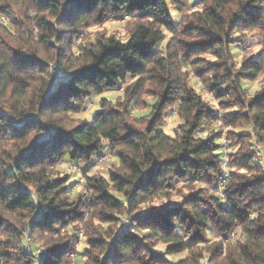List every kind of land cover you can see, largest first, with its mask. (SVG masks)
I'll list each match as a JSON object with an SVG mask.
<instances>
[{"label":"trees","instance_id":"1","mask_svg":"<svg viewBox=\"0 0 264 264\" xmlns=\"http://www.w3.org/2000/svg\"><path fill=\"white\" fill-rule=\"evenodd\" d=\"M186 2L187 0H173L176 5L175 11L184 13L181 20L188 18L187 22L183 23L182 28L180 21L173 19L172 10L169 9L166 0H63V3L61 0H18L20 4V8L17 9L18 12L24 13L27 8H34L37 12L45 13V15H41L37 19L36 16L24 14L23 19H21L20 15H9L8 11L3 13V15L8 16V24H0V49L5 50L8 58L4 65H0V119L4 121V135L0 139L7 142L0 143V155L6 157L3 160L4 163H7V158L11 159L12 163L5 169L4 175L6 179L12 180L14 183L3 185V191L7 194L3 199L8 202L5 209L0 211V230H11L13 234L20 233L17 224L9 216L4 215L3 211L14 213L17 219L27 224L28 233L35 238L31 247L24 246L22 258L29 261L34 260L35 264H59L61 259L68 257L69 264H79L78 260H73L71 257L73 253L78 251L73 249L69 241L51 243L45 247L44 244H47L48 241H42L39 233L48 232L59 225V230L54 233V240L69 233L76 236L77 233L73 230L74 226L83 217V213L79 209L92 205L80 199V193L76 192L79 180L71 183L69 173L57 174L52 180L45 181L43 184H40L39 179H37L36 191L40 195L36 200H33L30 195L33 189L20 175L21 168L44 166L60 169L63 163L75 166L74 162L82 154L83 148L95 152L93 144H74L72 134H81V139H87L91 135L89 125L92 121L88 122L85 119L75 118L74 115L81 113L82 110L79 107L73 108L69 102L70 99L78 97L82 100L89 95L86 87L93 86L97 87L99 94L112 90L121 92L122 85L119 82L125 79L127 72H137L145 58L155 59L160 51L173 47L174 42L183 46L185 59L194 58L191 64H186L182 69L185 75L194 76L195 73L191 72L190 69L196 64L205 66L202 69H197V73H213L207 89L203 88L201 83L196 82L197 86L191 85L189 88L191 94L184 98L187 105L191 106L194 102H199L202 105L196 113L198 119L209 117L214 121L227 122L231 125L230 127L238 128L237 131H229L227 138L234 137L239 147H236L234 152L230 150L227 154L235 164L240 166L241 170L233 171L230 175L245 177L248 171L257 166L258 162L254 161L256 153L254 148L248 152H241V147L251 140L252 133L244 129L240 122L251 120L253 130L257 134L264 132V78H261V69L264 67V47H260L257 53H253L249 57H245L243 54L240 64L235 59L232 47L238 45L240 49H244L250 44L249 38L239 34L240 28L241 26L244 28L257 26L261 21H264V6L250 0L247 5H244L241 13L233 14L232 21L228 22L227 31H224L225 17L217 11V8H223L227 0H215L216 7H208L203 10L200 6L205 3V0H191L190 8H186ZM0 8L10 9L11 6L0 5ZM121 9L135 10L137 16L134 19H153L160 23L162 28L153 32L150 27L140 25L137 31L131 35L128 29L126 39L120 37L118 39L116 34L106 37L105 34H99L97 36L101 39L96 40L92 46H101L104 50L96 58L95 64L83 65V70L81 68L74 69L76 73L74 75H66L64 71L55 72L54 78L48 75V68L54 67L48 59L44 58L49 51L56 50L57 61L64 59L67 48L76 40H80L83 37L81 35L86 30L95 26H106L109 21L126 20V18H117V16L112 15ZM93 14L95 19H92ZM109 16H112L111 20L108 19ZM81 19H84V27L77 28L76 25ZM31 20H36V30L26 29V31L35 43L29 45L27 41L19 38L18 34H20V29L25 25V22ZM58 25L61 27H57ZM177 29H180L181 37L187 38L177 40ZM5 31L8 32L7 36L4 34ZM221 32L223 35L220 34ZM256 37L260 41L261 37ZM90 44L81 45V48L84 50V55L95 56ZM157 44L159 49L155 47ZM37 45L40 47L37 48ZM118 45L119 47H117ZM129 46L131 47L129 48ZM124 49L132 52L135 58H127V62L120 66L115 63V58L123 55ZM76 51L77 49H73V56H75ZM170 55L169 57L159 56L160 62L170 58ZM225 55L232 63H229L228 59H224ZM236 64L239 65V70L234 72L233 68ZM37 73H43V78L35 79ZM20 74L27 75L29 79H21ZM161 80L167 85L165 94L151 104V107L157 109V113L160 106L171 102L172 96L177 90L175 85L169 83L166 77L161 78ZM245 81H259L260 88L250 94L243 85ZM135 83L139 85L140 81L137 80ZM33 88L39 90L38 95H33ZM133 91L135 92L136 89L133 88ZM234 93H243L251 98L248 100V111H241L239 95L235 102L222 99ZM204 96L219 101L220 107L224 111L219 112V109L211 104V100H204ZM6 97L7 99H5ZM89 98L91 99V97ZM196 98L199 100L197 101ZM8 100H11L12 103L9 104ZM114 101L117 105L124 102L120 97L114 100L104 98L100 101L99 108L93 116L98 124L113 119L119 112V107H113L106 111V106L113 104ZM144 104L149 105L150 101L145 100ZM33 107L36 108V111L28 110ZM52 107H57L60 111L68 113L64 123L75 124L76 126L70 129L64 128L61 131H58L55 126L46 129L41 127L44 122L38 121L35 117L42 108L51 109ZM9 108L21 111L19 118L12 116ZM228 109L232 110L226 111ZM149 115H153V119L149 121V127H151L156 122L157 116L152 113ZM144 119H146L145 115L137 117V120L142 121ZM178 128H183V125H178ZM192 131V128L187 130L183 139L185 145L190 143ZM108 135L112 142L126 143L130 147H136L137 130L134 128H131L124 138L118 137L115 131ZM164 135L167 136L166 133ZM38 137L44 138L38 139ZM167 138L173 139V137ZM157 139H162V137H157ZM222 139L224 137L220 129L210 135L202 136L201 143L196 148L189 149L186 147L179 160L173 158L172 161L165 163L163 160L155 161L154 167L141 181L142 188L150 189V198L143 201L144 207L134 211L137 219L131 222L132 226L125 227L126 220L121 223L122 217L119 213L107 214L112 218L97 225V227L103 228L105 235L95 238L89 237L87 241L89 246L91 248H104L106 245L112 244L111 259H119L121 251L127 248L128 254L133 260L141 253L147 252L153 264H165V262L166 264H184L187 257L176 259L171 257H176L191 247L207 246L211 241L205 235L206 232H212L215 229L222 233L220 239L230 236L235 228L232 223L233 219L240 224L247 220L246 206L240 207L241 203L248 194L255 193L261 185H264V177H257L251 182L240 184L235 190L228 193L229 199L225 202H219L218 196L210 197V199L217 201L215 209L211 205L203 203L202 197L197 198L195 193L187 189H169L173 197L170 199L169 193H165L162 197L159 189L152 187L158 184L157 178L164 171L162 167L175 168L176 172L181 175L183 174L181 165L198 169L199 171L193 176L192 183L198 182L199 177L207 176V169L215 168L216 160L202 164L193 159V155L211 152L214 157L223 156L225 144L220 142ZM66 145H72L73 151H62ZM14 152L15 155H13ZM65 157L67 158L66 162H64ZM99 159L89 168V174L86 175L81 172V175H85L86 180L98 178L100 181H104L106 177L114 181L118 180V174H113L112 168L123 163L124 156L117 153L116 157L107 164L105 174L93 170L97 167ZM93 187H98V185L94 184ZM196 191L203 192L205 190L198 188ZM224 191L228 192V189ZM53 193L56 195H52ZM182 193L188 199V203L199 205L204 209L202 213H199L204 216V219L198 220L180 207L185 203V199L177 200L174 197L181 196ZM62 194L75 195V199L66 201L67 206L65 208L57 209L52 201L56 199V196ZM102 194L105 196V202L112 204L113 207H117L119 204H123L125 200L130 199L128 193L121 190L108 191L105 189ZM8 195L12 196L11 200H8ZM48 196H51L52 199L48 200L47 203H44L43 199L40 198ZM161 200L163 202H160ZM165 203L168 206H165ZM150 208L153 210L149 212ZM219 213L228 215L230 219L222 222ZM177 214L182 217L185 226L183 230L191 233L187 239L176 236L173 231L170 220ZM209 220L214 223L209 224ZM92 223L96 225L95 218H93ZM113 224H115L114 228ZM110 231L117 233L118 236L109 237L107 234ZM161 234H164V238L155 241V237H159ZM256 235L264 238V225L260 226ZM101 240L103 243H99ZM149 240L155 242L146 247V242ZM113 241L116 243L113 244ZM160 245L163 247L161 248ZM220 247L218 244L217 248ZM217 248L212 249L213 253H217ZM36 249L42 250L40 262L35 257ZM88 252L89 247H85L83 251L79 252L82 259ZM205 254L206 252L201 253V255ZM8 255L11 258V254ZM106 257H108V251H104L103 256L99 259L103 260Z\"/></svg>","mask_w":264,"mask_h":264},{"label":"clouds","instance_id":"2","mask_svg":"<svg viewBox=\"0 0 264 264\" xmlns=\"http://www.w3.org/2000/svg\"><path fill=\"white\" fill-rule=\"evenodd\" d=\"M249 2L250 0H227V3L223 8H217V11L221 12L225 17L224 31H227L228 22L232 21L233 14L241 13L244 5H247ZM251 2L259 3L264 6V0H251ZM61 3H63V0H61ZM166 3L169 9L172 10L173 17L177 21H180V27L182 28L183 23H186L188 18L181 20L184 13H177L175 11L176 5L173 3V0H166ZM0 5L11 6L10 9L0 8V24H8V16L3 15L5 11H8L9 15H20L21 19H23L24 14L36 16L37 19L39 16L45 15V13L37 12L34 8H27L24 13L18 12L17 9L20 8L18 0H0ZM190 7L191 0H187L186 8ZM200 7L201 10L208 7H216V2L215 0H205V3ZM112 15L117 16V18H126L130 35L135 33L140 25L150 27L153 32L162 28V25L155 22L153 19H134V17L137 16L135 10L121 9L118 13H113ZM111 18L112 16L108 17L109 20H111ZM92 19H95L94 14ZM89 23H91V20H89ZM57 27L61 26L58 25ZM76 27L83 28L84 19H81ZM26 29L36 30V20L26 21L25 25L20 29V34H18L19 38L27 41L29 45H32L35 41L30 38ZM4 34L7 36L8 32L5 31ZM220 34L223 35L222 32ZM239 34L245 38H253L256 36L261 37L259 47H264V21H261L257 26L248 28L241 26ZM110 35H112V33H106L105 37ZM176 36L177 40L187 38L181 37L180 29L176 30ZM12 38L15 39L17 37ZM117 38L119 39V37ZM98 39H101V37H89L85 34L82 39L76 40L67 48L66 53H64V59L60 61H57L55 49L49 51L44 58L48 59L49 63L54 67L48 68V75H51L54 78V74L57 71H64L66 75H74L76 74L74 69L81 68L83 70V65L95 64L96 58L99 57L104 50L101 46H92ZM105 42L107 43L106 39ZM124 42L126 43V40ZM84 44H90L91 50L95 53V56L84 55V50L81 48V45ZM36 47L39 48L40 46L37 45ZM117 47H119V45ZM130 47L131 46H129V48ZM155 47L159 49L158 44ZM73 49H77L75 56H73ZM169 54H171L170 58H166L163 62H160L159 56L169 57ZM245 55H247V52H245ZM129 57L135 58L132 52L128 51V49H124V54L115 58V63L123 66ZM7 58L5 50L0 49V65H4ZM192 59L194 58L185 59L183 46L176 42H174L173 47L160 51L155 59L145 58L141 63V68L137 72H127L125 79L119 82L122 85V91L115 95L120 97L124 102L117 105L114 101L113 104L106 106V111L113 107H119V112L113 119L99 122V124L96 122L95 118L91 117V112L95 111V107L92 106L91 99L89 98L91 97L94 99L98 97L99 90L97 87H86V91L89 95L85 96L82 100L78 97L70 99L69 102L72 104L73 108L79 107L80 110L83 111L85 110V106H87L89 119L92 120V123L89 125L91 135L87 139H81V134L79 133L65 134L73 135L74 144H93L95 152L83 148L82 154L74 162L75 166L68 169H56L44 166L27 167L21 168L20 175L25 178V182L33 189V192L30 195L33 200H36L40 195L36 191L37 179H39L40 184H43L45 181L52 180L57 174L63 175L64 171H70L73 178L81 181L79 187L76 188V192L80 193V199L92 206L79 209V211L83 213V217L78 220L74 226L73 230L77 233L76 236H72L69 233L54 240L53 236L55 231L59 230V225L48 232H40L39 236L42 241H48L47 244H44L45 247H48L51 243L63 242L65 240L69 241L73 249L78 252L83 251L85 247H89V252L79 261V264H153V261L150 260L147 252L141 253L135 260H133L128 254L129 250L125 248L121 251L119 259H111L112 244L106 245L104 248H91L87 241L89 240V237L95 238L105 235L103 228H99L97 225L106 219L112 218L107 214L115 215L116 213H119L122 217L121 223L127 220L128 223H125V227L132 226L131 222L137 219L134 211L144 207L143 201L150 198V189L147 187L142 188L141 181L154 167L156 164L155 161L163 160L165 163L172 161L173 158L179 160L181 153L185 151L186 147L189 149L196 148V146L201 143L202 136L210 135L217 130L224 129L223 135L227 137V129L231 125L227 122L221 123L214 121L209 117L198 119L196 113L202 105L199 102H194L189 106L184 99L191 94L189 88L194 80L197 83H201V86L207 89L213 75L211 72H208L207 74L197 73V69L205 67L201 64L193 65L190 69L191 72L195 73L194 76L189 77L185 75L182 69L186 64H191ZM224 59H228L229 63H232L227 55H225ZM238 70L239 65L236 64L233 71L235 72ZM43 76V73H37L35 74V79H42ZM163 77H166L169 83L174 84L177 90L173 94L171 102L160 106V110L157 113V109L151 107V104L155 103L156 100H159L165 94V88L167 85L162 82L161 78ZM20 78L29 79L25 74H20ZM261 78H264V67L261 69ZM137 80L140 81L139 85H136L135 83ZM228 83H231V81H228ZM133 88L136 89L135 92L133 91ZM32 92L34 96L39 94V90L36 88H33ZM201 95H203V93H201ZM238 95L240 96L241 111H248V100L251 98L246 94L234 93L225 96L222 99L235 102L237 101ZM5 99H7V97ZM196 99L197 101L199 100V98ZM145 100H149L150 104L145 105ZM204 100L208 101L209 97L204 96ZM8 103L11 104L12 101L8 100ZM211 104L218 108L219 112L224 111V109L220 107L219 101L212 100ZM28 110L36 111V108L33 107ZM9 112H11L12 116H16L17 118L21 115V111L12 108H9ZM149 113L157 116L156 122L151 127H149V121L153 119V115H149ZM67 115L68 113L60 111L57 107H52L51 109L42 108L35 119L43 121L44 123L41 127L45 129L55 126L58 131H61L64 128L70 129L76 126L75 124L64 123L67 119ZM140 115H145L146 119L142 121L137 120V117ZM253 115H255V113H253ZM221 119L223 118L221 117ZM177 125H183V128H177ZM240 125L248 132L252 133L251 140L241 147V152H248L251 148H255L256 153L254 161L258 162L257 166L248 171L245 177H233L230 175L231 172L240 171L241 168L227 155L230 150L234 152L236 147H239L235 138L229 137L220 141L226 145L223 149V156L217 158L214 157L211 152L205 154L196 153L193 155V159L202 164H207L210 160H216L215 168L207 169L208 175L199 177L198 182L192 183L193 176L199 171L198 169L181 165V168L183 169V174L181 175L176 172L175 168L167 166L162 167L164 171L161 176L157 178L158 184L152 187L159 189L162 197L165 193H169L170 199L173 197L171 196L169 189H187L188 191L195 193L197 198L202 197L203 203L211 205V207L215 209L217 201L210 199V197L218 196L219 202H225L229 199L228 193L235 190L240 184L251 182L257 177H264V139H262L264 138V132L257 134V132L253 130L251 120L247 122L241 121ZM3 127L4 121L0 119V137H3L4 135ZM131 128L137 130L135 148L130 147L126 143L117 144L112 142L108 135L112 131H115L118 137L124 138ZM189 128H192L193 131L190 134V143L185 145L183 139ZM173 129H176L175 133L173 132ZM202 129L204 130L203 132L201 131ZM165 133L167 136L164 135ZM157 137H162V139H157ZM167 137H173V139H168ZM41 138L44 137H38V139ZM6 142V140L0 139V143ZM229 145L232 147L229 148ZM62 151L72 152L73 146L66 145ZM117 153L124 156V162L118 167L112 168V173L118 174V180L114 181L108 177H106L104 181H100L98 178L96 180H86L85 175H81V172L86 175L89 174V168L97 162L100 156H107V158L112 159L116 157ZM13 155H15V152ZM4 159H6V157L0 155V211L5 209L8 202L3 199V197L7 195L3 191V185L14 183V181L6 179L4 175L5 169L8 168L12 161L10 158H7V163H4ZM66 160L67 158L65 157L64 162H66ZM94 184L98 185V187H93ZM198 188H203L205 191L197 192L196 190ZM105 189L108 191H124L128 193L130 199L125 200L123 204H119L117 207H113L112 204L105 202V196L102 194ZM225 189H228V192H225ZM65 191L67 192V190ZM52 195L56 194L53 193ZM40 198L43 199L44 203H47L48 200L52 199L51 196ZM174 198L177 200L182 198L185 199V203L180 205V207L183 208L187 214L194 216L198 220L204 219V216L199 214L202 213L204 209L199 205L188 203V199L183 193L181 196H176ZM11 199L12 196L8 195V200ZM69 199L74 200L75 195H58L52 203L57 209H63L67 206L65 202ZM160 202H163V200ZM165 206L168 205L165 203ZM245 206L247 220L243 224H240L233 219L232 223L235 225V228L230 236L224 237L223 239H220L222 233L215 229H213L212 232H206L205 235L209 237L211 243L207 246L191 247L181 252L180 255L182 257H187L184 264H264V238L256 235L260 226L264 225V185H261L255 193L246 196L240 207L244 208ZM196 209H198V211H196ZM151 210L153 209L150 208L149 212ZM3 214L9 216L10 219H13V222L16 223L17 227L20 229V233L13 234L11 230H0V264H35L34 260L29 261L22 258L24 246L27 245L28 247H31L33 239L35 238L28 233L27 224L23 223L22 220L17 219L14 213L3 211ZM29 215H31V212H29ZM65 215L68 214L65 213ZM219 216L222 222L230 219V217L224 213H219ZM93 218L96 219V225L92 223ZM170 222L173 225V231L176 236L182 239H187V237L191 235L190 232H185L183 230L185 226L182 217L179 214L171 217ZM208 223L212 224L214 222L209 220ZM114 227L115 224H113V228ZM107 235L109 237L118 236L117 233L111 231ZM162 238H164V234L155 237V241ZM155 241H147L146 247L148 244ZM99 243H103V241L101 240ZM114 243H116V241H113V244ZM218 244L221 246L220 248H217ZM160 247L162 248L163 245H160ZM213 248H217V253H213ZM36 250L38 251V249ZM104 251H108V257L100 260L99 257L103 256ZM205 252V255H201V253ZM8 254H11V258H9ZM209 256H211V259H209ZM171 258L176 259L177 257ZM59 264H69V258L65 257L61 259Z\"/></svg>","mask_w":264,"mask_h":264},{"label":"rangeland","instance_id":"3","mask_svg":"<svg viewBox=\"0 0 264 264\" xmlns=\"http://www.w3.org/2000/svg\"><path fill=\"white\" fill-rule=\"evenodd\" d=\"M172 15H173V12H172ZM173 19L176 20L174 17H173ZM128 29H129V27H128L127 20H124V21H109L106 26H102V27H96L95 26V27H92V28L86 30L83 33V35H81V36H84L86 34L87 36L92 37V36H97L99 34L112 33V34H116L118 37H120L122 39H126L127 35H128ZM249 42H250V44L244 49H240V47L238 45H234L232 47V51L234 53V56H235V59H236L237 63L240 64L242 62V56H243V54L245 55V52H247V55H245V57H247V56L249 57L253 53H257L259 51L260 47H259V40H258L257 37L249 38ZM192 84L194 86H197V83H196L195 80L192 82ZM243 85L248 90V92L250 94H252L255 90L260 88L259 81H255V82L245 81ZM118 92H120V91H117V90L105 91V92L99 94L98 97H96L94 99L91 98L92 106L95 107V111L91 112V117H93L94 114L96 113V111L98 110L99 105H100V101L102 99H104V98H107V99H110V100L117 99L118 96H116L115 94L118 93ZM209 100L212 101V99H209ZM97 101H98V106H97ZM231 110L232 109H228L226 111H231ZM74 117L75 118H79V119H85L88 122L92 121V120L89 119V112L87 110V107L81 113L74 115ZM177 128H178V125H177ZM221 130H222V135H223L224 129H221ZM232 130H236L237 131L238 128L228 127L227 133L229 131H232ZM173 132L175 133L176 129H173ZM223 137H224V139H227V137H225L224 135H223ZM228 147L230 148V145ZM112 159L107 158V156H101L100 160H99V165L97 167H95L93 170L101 172V173H104L107 164H109ZM71 167H74V166H72V165H70L68 163H63L60 166V169L61 168L68 169V168H71ZM64 173H69L71 175V178H70L71 183H73L76 180H78V179H75V178L72 177V173L70 171H64ZM80 183H81V181H79L77 183V188L79 187ZM79 252H75V253H73L71 255L73 260H78V263H79L80 260H82V257H81ZM176 257L177 258H181L182 256L178 255Z\"/></svg>","mask_w":264,"mask_h":264},{"label":"built area","instance_id":"4","mask_svg":"<svg viewBox=\"0 0 264 264\" xmlns=\"http://www.w3.org/2000/svg\"><path fill=\"white\" fill-rule=\"evenodd\" d=\"M226 147V145L224 146V148ZM255 149V148H254ZM255 152H256V149H255ZM228 155V154H227ZM100 160V159H99ZM99 165V161H98V163H97V166ZM125 223H128V221L126 220L125 221ZM35 257L37 258V260L40 262L41 261V259H42V250H38V251H36V253H35Z\"/></svg>","mask_w":264,"mask_h":264}]
</instances>
